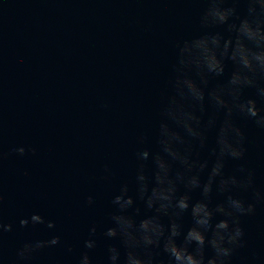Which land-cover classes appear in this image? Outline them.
Returning <instances> with one entry per match:
<instances>
[{"label": "water", "instance_id": "obj_1", "mask_svg": "<svg viewBox=\"0 0 264 264\" xmlns=\"http://www.w3.org/2000/svg\"><path fill=\"white\" fill-rule=\"evenodd\" d=\"M257 31L264 0H0V264H175L196 204L205 264L221 219L243 230L224 264H264V125L239 108L264 116Z\"/></svg>", "mask_w": 264, "mask_h": 264}, {"label": "clouds", "instance_id": "obj_2", "mask_svg": "<svg viewBox=\"0 0 264 264\" xmlns=\"http://www.w3.org/2000/svg\"><path fill=\"white\" fill-rule=\"evenodd\" d=\"M215 17H219L220 19L225 18V12L216 10L214 13H212ZM249 32L251 33V30L249 29ZM258 35L259 39L264 40V35H262L259 31L255 33ZM255 59L259 62V64L264 67V53H261L259 55H255ZM241 61L244 64V66L248 69H252L253 65L251 60L248 58L247 55L241 56ZM242 79L240 75L234 76L232 83H237ZM245 80H247V77H244ZM250 82V81H249ZM261 93L264 94V89H261ZM239 108L241 111L247 113L251 117H257V123L264 125V116H259V110L256 108V104L254 101H248L247 104H240ZM237 132L239 130L237 129ZM18 151L23 154L24 148L21 147L18 149ZM142 156L146 157L147 153L144 152L141 154ZM231 155L234 157H239L242 155L241 150L233 149L231 152ZM139 179L141 181L144 180L143 175L139 176ZM121 196L115 197V202L121 204V207H125L127 205L132 204L131 197L127 198L126 200L122 201ZM163 199L168 200V196H164ZM149 200H151V197H149ZM91 202V200H89ZM231 206L241 212V213H251L254 211V207L252 204H249L247 208H244L242 202L237 199L231 200ZM178 207L181 209L187 208L188 204L184 199H181L178 201ZM221 211L226 216H232L233 212L226 211L224 209H221ZM192 214L196 218L195 223L196 226L191 227L188 229L186 235L184 236V243L182 245H178L176 243V237L180 235L179 231L177 230V226L175 224L171 225L169 228V234L164 242V250L168 253H170L171 257L174 258L175 264H205V258L203 255V247L206 243V232L209 229L210 226V220L212 219V212L209 210L208 206L206 204H196L193 206ZM31 221L33 223H41L42 218L38 214H34L31 216ZM21 225H26L28 223L27 220H21ZM53 225L51 223L48 224V227H52ZM145 228H147V224L145 223L143 225ZM0 227L5 228V230L10 229V225H2ZM230 224L227 219H221L219 222H217L214 226L213 235L211 238H207V244L211 246L215 250L216 255L209 257L206 261V264H224L223 258L228 257L231 252L233 251V247L238 244L240 241V238L243 235V230L241 227L236 226L234 229L229 231ZM152 233H155V239L152 235H144L143 240L145 244H158L160 241V238L164 235V231L160 226H154L151 231ZM227 232V236L225 233ZM108 235L112 236L114 235L113 231L109 229ZM195 243L197 245V248L195 251L189 250V245L192 243ZM52 244L56 243V240L53 239L51 241ZM88 247H91L92 245L90 243L87 244ZM36 247H40L39 244L36 245ZM29 246L25 245V248L22 250V253L24 251H28ZM113 260H115V256L112 257ZM82 264H89V260L87 255L83 257ZM128 264H144V261L140 258L129 255Z\"/></svg>", "mask_w": 264, "mask_h": 264}]
</instances>
